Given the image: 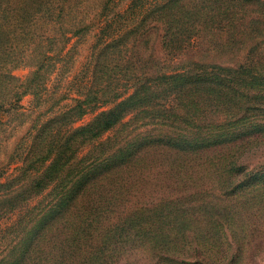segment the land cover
<instances>
[{
    "label": "trees",
    "instance_id": "1",
    "mask_svg": "<svg viewBox=\"0 0 264 264\" xmlns=\"http://www.w3.org/2000/svg\"><path fill=\"white\" fill-rule=\"evenodd\" d=\"M58 1V10L50 8L64 16L72 10L81 14L78 7L85 0H63L62 4ZM118 2L105 0L99 4L98 12L101 11L103 20L96 24L90 75L84 84L87 89L72 105L34 127L15 168L16 174L0 183L17 180L18 186L2 195V200L10 198L15 204L19 203V190H28L32 196L35 189L39 193L57 189L55 202L28 220L31 226L0 258V264H115L134 251L152 262L155 259V264H247L242 250L250 241L247 232L255 223L254 218L249 220L250 227L237 225L235 217L207 220L203 213L201 218L189 220L185 218V205L176 206L171 198L170 203L154 208H131L120 218L110 220L105 215L115 203V194H109L108 187L113 182L109 181L108 185L107 178L120 168L139 166L140 162H133L139 147L133 145L125 153L124 147H118L86 164L79 152L123 124L126 116L140 115L141 119L154 122L153 127L159 125L166 132L160 139H147L144 134L141 139L138 135L139 146L163 142L167 148L184 151L183 155L192 153L193 158L204 163L219 156L214 149L223 147V143L207 140L212 131L195 121L207 107L216 105L224 110L235 105V97L241 92L238 84L249 85L247 78L235 76L244 64L236 68L189 62L187 67L171 68L170 60L177 61L194 38L204 37L203 33L214 35L217 29H222L229 30L234 37L240 27L246 29L245 34L254 29L262 31L264 0H128L111 16ZM116 19L124 23L118 30H114ZM75 27L76 33L91 32L93 23L78 20ZM51 60L47 55L43 63L50 66ZM42 66H37L23 80L5 74L13 82L10 106L16 105L21 89L39 78L38 70ZM250 73L245 68V76ZM98 103L110 106L95 111L87 123L74 125L88 111L95 110ZM189 107L196 112L188 117ZM180 163L182 168L178 166V172L196 167L189 158ZM226 165L230 169L240 168L234 163ZM67 175H70L68 186ZM262 176L247 186L255 188L254 192H246L248 195L240 198L234 196L238 203H250L248 200L257 195L264 198V186H257L264 185ZM120 187L117 186L116 192ZM14 212L19 210L6 208L0 217ZM259 230L257 227L250 231L255 235ZM140 256L131 264H141Z\"/></svg>",
    "mask_w": 264,
    "mask_h": 264
},
{
    "label": "rangeland",
    "instance_id": "2",
    "mask_svg": "<svg viewBox=\"0 0 264 264\" xmlns=\"http://www.w3.org/2000/svg\"><path fill=\"white\" fill-rule=\"evenodd\" d=\"M104 1H82L83 4L78 7L81 14L72 10L70 15L67 12L63 16L50 8L52 6L58 10V0H0V183L16 174L15 168L20 164L25 144L30 142L34 127L72 105L75 98H80L87 89L84 84L90 75L94 49L92 44L98 28L96 24L103 20L100 17L101 11L98 12L99 4ZM127 2L119 0L111 16ZM78 20L93 23L91 32L76 33L75 22ZM123 24V21L116 19L114 30ZM261 28L262 31L254 29L252 33L245 34L246 29L240 27L234 37L229 30L222 29H217L214 35L203 33L204 37L194 38L177 61L170 60L171 68L187 67L189 62L218 63L236 68L241 64L245 66L239 68L241 71L238 70L235 76L247 78L249 85L238 84L241 92L235 97V105L224 110L216 105L207 107V111L201 114L202 119L200 117L195 121L212 131L207 140H220L224 145L214 149L219 156L210 158L209 163L193 158L192 153L185 152L183 155L184 151L171 150L163 142L139 146L138 135L142 137L144 134L147 139H160L166 132L159 125L153 127L154 122L141 119L140 115L137 118L126 116L123 124L107 131L101 140L80 150L79 155L84 158L83 164H86L118 147H124L123 153L133 145L139 147L135 152L136 158H133L134 164L141 163L139 166L120 168L107 178L108 185L109 181L113 182L108 188L109 194H115V203L105 216L116 220L131 208H154L170 203L172 198L174 205H185V218L189 220L199 219L203 213L207 220L235 217L237 225L247 224L250 227L249 220L254 218L255 223L250 230L257 227L261 230L255 235L250 230L247 232L250 241L242 253L246 255L247 264H264V198L257 195L248 200L250 203H238L236 199L248 195L246 192H254L255 188L247 186L258 182L256 178L264 175V26ZM47 55L52 59L48 63L50 66L43 63ZM40 64L43 66L38 70L39 78L21 89L16 105L10 106L13 82L10 83L5 74L23 80ZM245 68L251 71L249 75L245 76ZM109 106L98 103L95 110L88 111L74 125L87 123L95 111ZM205 107L206 104H203L202 108ZM193 112L196 111L189 107L186 116ZM54 128L57 130L58 125L55 124ZM188 158L191 164L196 163L194 170L178 172L180 162ZM226 163H234L240 168L234 166L230 169ZM256 171L259 172L256 174ZM69 178L70 175H67L65 179L67 186L70 185ZM119 185L122 187L116 192ZM15 186H18L16 179L0 185V214L6 208L19 210V213H7L0 217V258L8 253L12 244L15 245L31 226L32 222L28 220L33 215L39 216L46 206L55 202L54 191L57 189H47L41 193L35 189L32 196L28 195V190H19L18 204L10 198L2 200V195L11 192ZM257 186L264 185L259 183ZM259 207L262 208L257 209ZM100 216L102 218L103 214L100 213ZM260 221L263 223L260 224ZM17 253L20 254L19 251ZM134 253L124 255L122 261L115 264L134 263L141 255L140 252ZM139 261L141 264H155V259L152 262L142 256Z\"/></svg>",
    "mask_w": 264,
    "mask_h": 264
}]
</instances>
